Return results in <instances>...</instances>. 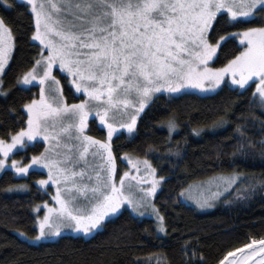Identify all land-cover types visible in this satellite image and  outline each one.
<instances>
[{"label":"snow or ice","instance_id":"obj_1","mask_svg":"<svg viewBox=\"0 0 264 264\" xmlns=\"http://www.w3.org/2000/svg\"><path fill=\"white\" fill-rule=\"evenodd\" d=\"M2 6L12 7L8 0ZM25 7L32 18L30 39L39 42V53L17 83L38 86L39 92L23 105L26 126L0 137V170L25 175L46 169L47 178L37 184L56 187L52 203L34 206L38 234L20 235L33 241L51 239L65 228L92 234L124 205L141 216L150 208L157 230L166 231L165 217L149 199L164 177L150 160L128 153L123 155L131 167L119 173L113 135L118 129L131 133L155 93H180L187 87L211 90L226 84V77L244 90L255 84L253 102L264 107V24L217 31L221 17L235 28L264 14V0H25ZM234 36L240 50L222 66H211ZM16 46L13 24L0 15V76ZM54 68L70 78L84 99L67 102ZM0 92L7 94L2 78ZM90 115L107 129L105 139L88 134ZM164 123L171 136L178 127L176 118ZM192 131L199 134L201 129ZM37 138L45 147L28 163L10 159L14 150H26ZM243 179L239 171L223 170L177 195L200 208L210 207L211 200ZM13 187L26 186L9 190ZM238 195L245 193L238 190ZM191 254L196 255L194 250ZM202 260L200 254L197 264ZM216 264H264V238L250 237Z\"/></svg>","mask_w":264,"mask_h":264},{"label":"trees","instance_id":"obj_2","mask_svg":"<svg viewBox=\"0 0 264 264\" xmlns=\"http://www.w3.org/2000/svg\"><path fill=\"white\" fill-rule=\"evenodd\" d=\"M0 15L13 24L17 46L1 78L0 137L26 126L23 105L38 96V86H21L17 77L31 67L38 56L39 43L30 39L32 18L21 0H8ZM264 24V14L246 24L227 27L223 17L220 29L235 32L243 27ZM232 37L223 44L215 66L226 63L240 50ZM67 101L76 96L57 70ZM253 85L244 89L222 86L210 94L184 92L177 95L157 93L137 119L134 133L121 132L112 138L115 155L122 153L146 156L163 176L155 204L165 217L166 231L157 233L155 222L139 217L128 209L105 222V227L89 236L64 234L56 240L32 243L19 236L36 233L34 206L49 197L35 180L43 171L16 177L13 170L0 174V264H213L228 250L251 238H264V113L253 102ZM170 116L178 127L169 136L165 128ZM223 123H219L220 119ZM214 122L221 128L212 127ZM200 128L199 134L192 131ZM218 128V129H217ZM213 129V130H211ZM216 129V130H215ZM89 130L104 136L102 128ZM43 149L42 142H33L20 151L24 160ZM179 152V155H177ZM241 172L252 186L238 195L232 191L213 209L198 211L177 193L193 181L204 180L223 170ZM26 184V193L9 194L10 186ZM195 251L196 255L191 253Z\"/></svg>","mask_w":264,"mask_h":264},{"label":"rangeland","instance_id":"obj_3","mask_svg":"<svg viewBox=\"0 0 264 264\" xmlns=\"http://www.w3.org/2000/svg\"><path fill=\"white\" fill-rule=\"evenodd\" d=\"M21 1H23L24 3H25V0H21ZM257 26H259V25H257ZM235 38H236V40L238 41V43L240 44V41H239V37L238 36H234ZM38 42V41H37ZM39 43V42H38ZM223 65V64H222ZM222 65H220V66H222ZM7 66V65H6ZM211 66H213V67H220V66H215V65H211ZM56 69L54 68V71H55ZM55 74V73H54ZM61 74V73H60ZM0 78H1V76H0ZM57 78L60 80V78L57 76ZM226 79V84H222L221 86H219L218 88H215V89H211V90H201V89H198V88H193V87H187V88H185V89H182L181 90V92L180 93H168L167 91H161V92H159V93H164V94H166V95H177V94H181V93H184V92H195V93H198V94H210V93H213V92H215V91H217L218 89H220L222 86H230V87H235V88H238L237 86H235V85H232L231 84V80H230V78L229 77H226L225 78ZM61 81V80H60ZM34 83H36V84H38V82H34ZM65 84L70 88V90H71V92L73 93V94H75L76 96H81V98H78L77 100H75V101H70V102H68V103H78L79 102V100L80 99H84V96H82L80 93H77L76 92V90H75V86L74 85H72L71 83H70V78H67L66 79V81H65ZM250 84H252L253 85V91H254V89H255V84H253V83H251L250 82ZM20 85V84H19ZM62 85V84H61ZM22 86V85H21ZM24 87H27V86H29V85H23ZM247 87V86H246ZM238 89H240V88H238ZM0 93H3V92H0ZM157 93H155L154 95H153V97L156 95ZM66 97V96H65ZM152 97V98H153ZM35 98H38V96L37 97H35ZM66 99H67V97H66ZM258 104V107L261 109V111L264 113V107H262V106H260L259 105V103H257ZM25 110V109H24ZM25 112H26V110H25ZM89 127H88V129H87V132H88V134L89 135H92V136H95L96 138H98V139H105L106 138V134H107V129L105 128V127H103L101 124H100V121H99V118L98 117H95L94 118V116L93 115H90V117H89ZM263 123H264V121H263ZM96 125V126H98V127H100V128H102V130H103V132H104V136H99V135H96L95 133H92L90 130H89V128H90V126H92V125ZM222 126V125H221ZM221 126L219 125V126H217L218 128H221ZM165 128L167 129V126L165 125ZM217 128V129H218ZM168 130V129H167ZM211 130H213V129H211ZM216 130V129H215ZM134 131H135V129L131 132V133H129L128 132V130L127 129H118V131L116 132V133H114V135H116V134H119V133H121V132H124V133H126V134H132V133H134ZM113 135V136H114ZM37 140L38 141H40V142H42L43 143V149H44V147H45V143L43 142V140H42V138H37ZM33 142H35V141H32V142H30V144H32ZM43 149H42V151H43ZM20 152V151H19ZM14 155L13 154H10V159H17V160H21V162L22 163H28V159L27 160H24L23 159V157H19V154H17L18 152L16 151V150H14ZM38 154V153H37ZM115 154V153H114ZM124 153H122L121 155H116V158H117V169H118V172L119 173H123L124 171H126V170H128L131 166L127 163V160L124 158V155H123ZM129 154V153H128ZM31 155H34V154H31ZM130 156H132V157H140V158H147L146 156H137V155H135V154H129ZM148 159V158H147ZM148 160H150V159H148ZM151 161V160H150ZM10 162V161H9ZM152 163V162H151ZM7 170V169H6ZM10 170H13V172H14V174H15V176L16 177H24V176H27V174H25V175H20V174H16L15 173V171H14V169H10ZM4 170H0V174L3 172ZM41 171H43L44 172V174H45V176L44 177H41V178H47V170L46 169H42ZM158 174V173H157ZM40 179V178H39ZM39 179H37V180H35V183H36V185L39 187V188H41V189H45V190H47V191H49L48 190V188L50 187V191H49V197L45 200V201H48L49 203H52V200H51V197L55 194V185H51V186H41V185H38L37 184V181L39 180ZM117 179H118V177H117ZM208 178H206V179H204V180H199V181H193V182H191V183H189L188 185H193V186H195V185H197V184H199L200 182H202V181H206ZM162 182L163 181H161V183H160V186L158 187V189H157V191H156V193L152 196V197H149V199L155 204V197H156V194L159 192V190L161 189V186H162ZM18 185H25L26 187H23V188H18V187H13L12 188V190H9V188L6 190L9 194H15V193H17V194H19V193H26V192H28V190H29V187L26 185V184H24V183H22V184H18ZM253 184H252V182H249V183H247V182H244V180H242V181H240L237 185H235V186H233V188L232 189H230L228 192H225V193H223L221 196H219L218 198H216V199H213V200H211L210 201V204H211V206L210 207H204V208H200V207H198L196 204H195V201H193V200H190V199H185V198H183L182 197V199L184 200V201H186V202H188V203H190V204H192L198 211H208V210H211V209H213V208H215L221 201H222V199L226 196V195H228V194H230L232 191H236V192H238V190L240 191V192H242V191H245V190H247L248 188H250L251 186H252ZM17 186V185H16ZM186 188V187H185ZM213 190H215V189H213ZM138 191V190H137ZM194 193H195V188H194ZM39 204H42V202H40ZM156 205V204H155ZM157 207V206H156ZM123 209H128L132 214H134V215H136V216H139V217H149V218H152L153 220H154V222H155V225H157V221H156V218H155V216L154 215H151L150 213H151V209L149 208L148 209V211L147 212H145V215H143V216H141V215H139L138 213H136V212H133L132 211V209L129 207V206H127V205H124V206H122V208L118 211V212H120V211H122ZM141 211H144V209H141ZM117 212V213H118ZM34 213H35V226H36V233L34 234V236L35 235H37L38 234V231H39V224H38V221L36 220V212L34 211ZM116 213V214H117ZM116 214H112L109 218H106V221L107 220H109V219H111V218H113ZM161 214V213H160ZM39 215L40 216H43V211H41L40 213H39ZM162 215V214H161ZM157 229V228H156ZM95 232H93L92 234H94ZM157 233L159 234V235H163L164 233H165V231L164 232H160V231H158L157 230ZM19 234V236H21L22 238H24L25 239V237L24 236H22V235H20V232L18 233ZM64 234H73V235H82V236H89V235H91V234H85V233H83V232H80V231H75V230H73V229H67V228H65V229H63L62 230V233H61V235H64ZM60 235V236H61ZM60 236H56V237H53V238H51V239H41V240H37V241H33V240H27V241H29V242H32V243H39V242H43V241H49V240H56V239H58ZM33 237V236H32Z\"/></svg>","mask_w":264,"mask_h":264},{"label":"flooded vegetation","instance_id":"obj_4","mask_svg":"<svg viewBox=\"0 0 264 264\" xmlns=\"http://www.w3.org/2000/svg\"><path fill=\"white\" fill-rule=\"evenodd\" d=\"M257 239V238H256ZM261 239V238H260ZM213 264H216V262L215 263H213Z\"/></svg>","mask_w":264,"mask_h":264}]
</instances>
